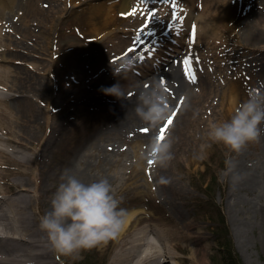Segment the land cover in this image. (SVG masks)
<instances>
[{
	"label": "bare ground",
	"instance_id": "6f19581e",
	"mask_svg": "<svg viewBox=\"0 0 264 264\" xmlns=\"http://www.w3.org/2000/svg\"><path fill=\"white\" fill-rule=\"evenodd\" d=\"M246 1L176 0L180 19L173 15L169 0H147V4H140V10L135 14L131 10L138 0L96 1L91 4V14L82 27L87 29V38L100 41L95 60L109 63L104 69L98 70L101 66H95L92 70V73L102 75L100 84L97 80L82 84L77 76L73 87L84 93V99L67 95L49 102L48 96L42 92L47 83L45 75L49 70L53 41H48L45 33L41 36L38 32L44 29L53 31L58 20L51 19V6L43 2L39 4L40 0H9L7 8L11 14L8 19L12 21L0 18V264H58L53 260L55 251L39 223L40 216L51 207L52 194L63 170L70 167L85 181L101 176L112 181L110 175H104L99 168L116 158L117 140L128 139L138 146L141 142L148 145L166 123L156 129L147 127V133L141 131L146 126L136 115L134 105L143 83L163 78L167 85L172 107L170 115L175 111V117L165 132V138L171 139L173 149H176L184 145L187 136L195 135L194 126L204 129L201 113L208 114L203 119L210 121L209 111L219 100L221 110L226 108L234 89L224 80L227 79L226 73L237 65L234 60L243 65L250 62L252 68L257 66L256 69L262 72L263 1V8L250 13L239 30L242 33L239 39L253 45L252 51L257 56L244 63L241 56L235 59L233 53L240 42L237 34H231L235 19L240 15L235 10ZM150 7L156 10L148 30L136 29V23L145 25V14ZM3 8L1 5L0 17ZM118 10L122 15L128 14L120 17ZM195 12H198L193 24L195 39L192 29L187 40H183L184 33L177 32V26H181L180 21L189 23ZM131 16L133 19L129 22ZM33 17L36 22H32ZM20 20L25 23H17ZM155 25L162 26L154 28ZM33 27L36 32L31 31ZM141 40L144 42L142 46ZM155 42L158 47L153 49L156 52L140 60L141 54ZM228 45L233 49H228ZM248 49L246 47L244 52ZM186 56L192 58L187 71L183 63ZM123 57L136 58V71L129 73L126 79L123 74L117 76L113 68ZM189 72L195 73V79H189ZM117 82L126 83L127 99L102 91L103 86ZM180 98H183L182 104ZM232 100H236L234 95ZM233 104L231 102V106ZM54 106L59 109L53 112ZM206 130L207 127L204 133ZM142 165H136V169L140 170ZM150 165L153 172L151 176L145 175L144 180H148L168 201L182 228L174 221L170 223L172 229L167 226L159 228L146 223L148 220L137 211L128 212L124 229L110 243L113 253L106 264H210L199 248L207 237L190 232L193 224L187 222V216L179 210L176 201L168 199L169 192L174 193L182 187L172 178L168 167ZM242 173L237 187L251 184L252 190L255 189L258 177L252 172ZM162 175L170 177L171 182L161 184L159 178ZM134 221L139 227L131 233ZM239 236L243 241V231L240 230ZM177 237L187 243L191 240L194 248L190 251L181 247L179 241L176 242ZM173 249L187 255L177 257ZM77 253L63 255L60 260L63 264L65 261L72 263ZM167 258L174 260L169 263Z\"/></svg>",
	"mask_w": 264,
	"mask_h": 264
},
{
	"label": "rangeland",
	"instance_id": "374dc122",
	"mask_svg": "<svg viewBox=\"0 0 264 264\" xmlns=\"http://www.w3.org/2000/svg\"><path fill=\"white\" fill-rule=\"evenodd\" d=\"M85 1L87 4L84 3ZM96 1L100 0H40L39 2V4L43 2L50 5L51 19L58 20L53 31L44 29L38 32L41 36L45 33L47 40L53 41V48L50 50L52 54L49 56V70L45 75L47 83L42 92V95L48 96L49 102L63 99L67 95H76L79 99H84V93H81V90L76 91L73 87L77 76L80 77L82 84L90 80H97L98 85L100 84L102 75L99 74L100 72L92 73V70L95 66H101L98 70L104 69L109 63L95 60L94 54L100 48V41L87 38V29L82 27L91 14V4ZM262 1L264 2V0H247L236 8L235 12L240 15L235 19L231 34H237L239 39L242 34L239 33L240 25L246 21L250 13L259 10L260 7L263 8ZM8 2L9 0H0V8L1 5L4 7L0 18L7 20L11 14L7 8ZM117 13L120 17H125L119 10ZM197 13L195 12L191 17L189 23L179 22L181 26H177V32L184 33L183 40L188 38V33L193 29ZM166 18L168 20V16ZM132 19L131 16L128 19L129 22ZM31 20L36 22L34 17ZM184 20L187 19L184 18ZM22 21L17 23H25ZM142 25H144L143 22L136 23L135 27L138 29ZM132 26L130 27L133 29ZM160 26L162 25H155L154 28ZM35 28H31V31L36 32ZM239 41V48L233 52L235 59L241 56L244 63L249 62V58L255 59L257 55L252 51L254 46L245 40L239 39ZM157 42L160 43V40ZM157 42L153 43L148 51H144L145 59L156 52L153 48L158 47ZM48 44L50 45L49 42ZM246 47L249 49L244 52ZM227 48L233 49L230 45ZM225 60L228 62L227 58ZM234 62L237 65L226 73L227 79L224 80L230 83L234 93L231 98H228L226 108L223 110H221L220 100L213 105L215 108L209 111L210 120L229 118L234 108L247 98L253 88L264 86V69L259 72L258 68L256 69L257 66L252 68L253 65L250 62L247 65L238 64L237 60ZM91 90L94 91V86ZM233 95L236 97L235 101L232 100ZM231 102L234 103L233 106ZM58 109L59 106H54L53 112ZM46 110L47 107L45 113H47ZM203 117L207 118L208 114L201 113L204 129L194 126L195 135L187 136L184 145L173 149L175 155L168 166V171L182 188L174 193L169 192L168 199L172 202L176 201L179 210L187 216V222L193 224L190 232L201 233L207 237L199 248L201 253L207 256L210 264H264V135L259 140L248 144L239 153L231 152L223 144H212L207 149L206 157L201 159L198 158L197 153L199 145L206 140L204 131L209 122ZM116 143L118 147H116L118 149L116 158L112 162L108 161V165L100 167L99 170L104 175H110L116 194L123 197L121 203H124L120 206L127 209V212L137 211L140 216L148 220L146 223L156 227L167 226L166 228L172 229L170 223L174 221L182 228V223L177 220L176 213L168 201L161 197L148 180H144L145 175L151 176L152 166L144 163L140 170L136 169L138 164L134 160V153L141 145L147 146V144L141 142L138 146L136 142L128 139H120ZM196 144L198 147H195ZM226 169L231 170L226 172ZM244 172H252L258 177L255 184L257 189L252 190L251 184H247L246 187H237L238 181H233L232 176L245 174ZM38 217L36 216L37 219ZM135 222L131 226V233L137 226L139 227L135 225ZM240 230L244 233L243 241L239 236ZM150 239L155 240L154 236H150ZM112 240L113 238L94 247L81 249L75 261L65 262L66 264H106L113 253V248H110ZM178 241L181 247L189 248L190 251L194 248L191 240L187 243L177 237L176 242ZM173 252L177 257L187 255L186 252L176 249H173ZM61 256L63 257L55 252L53 260L63 264L60 260ZM173 260L167 258L169 263Z\"/></svg>",
	"mask_w": 264,
	"mask_h": 264
},
{
	"label": "clouds",
	"instance_id": "9594fccd",
	"mask_svg": "<svg viewBox=\"0 0 264 264\" xmlns=\"http://www.w3.org/2000/svg\"><path fill=\"white\" fill-rule=\"evenodd\" d=\"M135 65V57H123L118 66L113 68L117 76L123 74L126 79L135 70ZM102 91L122 100L128 97L126 83L103 86ZM134 111L151 129L167 122L172 107L163 78L142 84ZM204 135L206 140L199 145L197 153L201 159L206 157L207 149L212 144H223L231 152L239 153L248 144L259 140L264 135V86L253 88L247 98L234 108L229 118L210 120ZM174 155L172 140H161L157 135L152 137L147 146L138 148L134 160L138 165L155 161L154 166L166 168ZM230 170L226 169V172ZM238 179L239 174L232 176L233 181ZM159 182L168 184L171 178L162 175ZM122 199L107 176L85 181L72 168L66 167L52 194L50 209L40 216L39 227L57 254L71 255L120 234L128 215L127 209L120 206Z\"/></svg>",
	"mask_w": 264,
	"mask_h": 264
},
{
	"label": "snow or ice",
	"instance_id": "6c2138e0",
	"mask_svg": "<svg viewBox=\"0 0 264 264\" xmlns=\"http://www.w3.org/2000/svg\"><path fill=\"white\" fill-rule=\"evenodd\" d=\"M141 3H144V4H147V0H138V3L136 5V7L132 8L131 10V13L132 14H135L137 11L140 10V4ZM169 3L171 4L174 12H173V15L177 18V19H180V14L179 12L177 11L178 9V5L176 3V0H169ZM154 7L152 9H150L145 15L147 17L146 21H145V25H142V30L143 31H147L148 30V27L150 26V21L153 20V18L155 17L154 16ZM128 13H123V15H127ZM195 39V29L193 27V40ZM144 42L141 40V46ZM129 51H132V48L129 49ZM151 53L149 52V55ZM145 59V56L143 54H141L140 56V60H144ZM191 61H192V58L191 57H185L184 59V67H185V70L187 71L189 65L191 64ZM189 79H195V73L194 72H189ZM170 91V89L168 90ZM180 103L182 104L183 103V98H180ZM178 111V109L176 110ZM175 117V111L172 113V115H170L167 119V122L163 125V127L160 129V133H159V138L161 140H164L165 139V132L168 128L169 125H171L173 123V119ZM142 132H145L147 133L149 131V129L147 127H144L141 129ZM155 161H149V164H154Z\"/></svg>",
	"mask_w": 264,
	"mask_h": 264
},
{
	"label": "trees",
	"instance_id": "16d2710c",
	"mask_svg": "<svg viewBox=\"0 0 264 264\" xmlns=\"http://www.w3.org/2000/svg\"><path fill=\"white\" fill-rule=\"evenodd\" d=\"M231 257H232V255H231Z\"/></svg>",
	"mask_w": 264,
	"mask_h": 264
}]
</instances>
